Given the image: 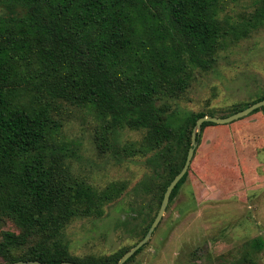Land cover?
I'll return each instance as SVG.
<instances>
[{
	"label": "trees",
	"instance_id": "1",
	"mask_svg": "<svg viewBox=\"0 0 264 264\" xmlns=\"http://www.w3.org/2000/svg\"><path fill=\"white\" fill-rule=\"evenodd\" d=\"M244 1L0 0V264H117L130 251L107 261L70 254L68 227L101 219L129 185L99 189L75 177L55 114L63 102L91 109L114 142L120 130L146 131L143 141L118 146L115 158L148 157L155 176L142 190L155 191L160 210L185 166L197 121L207 116L181 114L169 101L182 98L196 72L214 71L224 54L264 28V2L248 15L228 14ZM261 100L264 93L233 114ZM260 112L264 107L251 115ZM216 126L204 123L198 144ZM97 144L101 153L111 146L103 135ZM8 222L19 233L6 230ZM251 247L263 251L264 239ZM234 264L258 263L247 251Z\"/></svg>",
	"mask_w": 264,
	"mask_h": 264
},
{
	"label": "rangeland",
	"instance_id": "2",
	"mask_svg": "<svg viewBox=\"0 0 264 264\" xmlns=\"http://www.w3.org/2000/svg\"><path fill=\"white\" fill-rule=\"evenodd\" d=\"M262 2L231 5L228 14L248 15ZM263 93L264 28L224 54L214 71L196 72L182 98L169 103L181 114L223 118ZM55 118L62 125L59 141L69 145L66 164L75 177L99 189L119 181L129 185L101 219H81L68 227L70 254L82 261H107L131 250L159 212L155 191L142 190L155 172L148 157L118 161L115 151L143 141L146 131L120 130L114 142L94 111L65 102ZM102 135L111 145L104 153L97 147ZM5 229L19 233L10 222ZM258 237L264 239V112L205 129L187 181L150 241L125 264H234L247 251L264 264V250L251 247Z\"/></svg>",
	"mask_w": 264,
	"mask_h": 264
},
{
	"label": "water",
	"instance_id": "3",
	"mask_svg": "<svg viewBox=\"0 0 264 264\" xmlns=\"http://www.w3.org/2000/svg\"><path fill=\"white\" fill-rule=\"evenodd\" d=\"M263 107H264V100H261L255 104H253L249 108L242 110V111H240L236 114H233L231 116L225 117V118L204 116L197 121L196 127L193 131V134H192V147L189 150L187 160L185 162V166H184L183 170L175 177V179L171 182V184L167 188L165 195H164V198H163V201H162V204H161V207H160V210H159L154 222L152 223L148 233L135 247H133L128 253H126L117 264H125L129 259H131L141 248H143L150 241L153 233L155 232L156 228L159 226L160 222L162 221V219H163V217L167 211V208L169 206L171 196L173 194L174 189L181 182V180L184 178V176L188 173V171L191 167L193 158L195 156L196 148L198 146V137H200V135L202 133L203 124L207 123V122L217 124V125L231 124L233 122H236V121H239L243 118L248 117L253 112H255L256 110H259ZM14 264H42V263L39 261H30V262L19 261V262H16ZM62 264H75V263L64 262Z\"/></svg>",
	"mask_w": 264,
	"mask_h": 264
}]
</instances>
